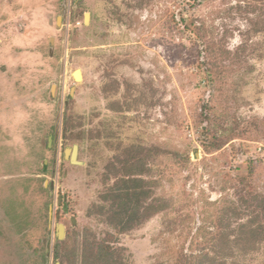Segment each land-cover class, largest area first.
<instances>
[{"label":"rangeland","instance_id":"1","mask_svg":"<svg viewBox=\"0 0 264 264\" xmlns=\"http://www.w3.org/2000/svg\"><path fill=\"white\" fill-rule=\"evenodd\" d=\"M263 196L264 0H0V264H264L223 251Z\"/></svg>","mask_w":264,"mask_h":264},{"label":"trees","instance_id":"2","mask_svg":"<svg viewBox=\"0 0 264 264\" xmlns=\"http://www.w3.org/2000/svg\"><path fill=\"white\" fill-rule=\"evenodd\" d=\"M261 1V0H254ZM188 27V26H186ZM205 79L207 81L208 90L213 89L212 71L205 69ZM254 167V163H250ZM143 173L137 170L136 167L130 168L123 175L116 178L114 185L107 194V198L111 201L110 215L108 216V224L116 226L120 231L125 232L142 223L145 219L151 216L158 209H162L161 202H158V206L153 203L145 204L149 196L152 195L151 188L147 182H144L140 175ZM255 208L257 211L255 219L248 221L246 224L240 226L239 239L232 245L228 239L224 242L223 251H232L234 246H237L243 253H246L250 247L255 243L264 241V196L255 197ZM58 251L56 250V256ZM76 258L75 252H73ZM98 255V254H97ZM98 257V256H96ZM85 259V258H84ZM87 264H106L107 260H99L95 258L92 260L89 258ZM100 261V262H99ZM103 261V262H102ZM85 263V262H84ZM85 263V264H86ZM209 264H227L226 261L217 263L215 258L209 259ZM234 264V262H232Z\"/></svg>","mask_w":264,"mask_h":264},{"label":"water","instance_id":"3","mask_svg":"<svg viewBox=\"0 0 264 264\" xmlns=\"http://www.w3.org/2000/svg\"><path fill=\"white\" fill-rule=\"evenodd\" d=\"M69 153L71 154L70 156H71L72 161H75V157H76V154H77V147L74 146L72 151H70ZM57 231H58L57 232V237L61 238V236L63 235V228H62L61 225L58 226Z\"/></svg>","mask_w":264,"mask_h":264},{"label":"bare ground","instance_id":"4","mask_svg":"<svg viewBox=\"0 0 264 264\" xmlns=\"http://www.w3.org/2000/svg\"><path fill=\"white\" fill-rule=\"evenodd\" d=\"M73 76L75 77L76 80H80V72H79V71L75 72V73L73 74ZM67 152H68V151H67ZM67 152H66V154H67Z\"/></svg>","mask_w":264,"mask_h":264}]
</instances>
